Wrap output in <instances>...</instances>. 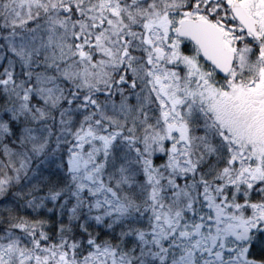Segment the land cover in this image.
I'll list each match as a JSON object with an SVG mask.
<instances>
[{"label":"snow or ice","instance_id":"1","mask_svg":"<svg viewBox=\"0 0 264 264\" xmlns=\"http://www.w3.org/2000/svg\"><path fill=\"white\" fill-rule=\"evenodd\" d=\"M0 264H264V0H0Z\"/></svg>","mask_w":264,"mask_h":264}]
</instances>
